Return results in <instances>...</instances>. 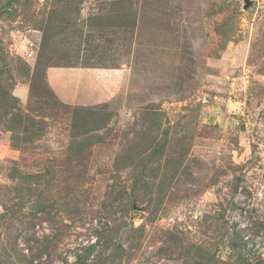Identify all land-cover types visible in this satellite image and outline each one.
Masks as SVG:
<instances>
[{
  "label": "rangeland",
  "instance_id": "rangeland-1",
  "mask_svg": "<svg viewBox=\"0 0 264 264\" xmlns=\"http://www.w3.org/2000/svg\"><path fill=\"white\" fill-rule=\"evenodd\" d=\"M101 254L264 264V0H0V264Z\"/></svg>",
  "mask_w": 264,
  "mask_h": 264
},
{
  "label": "trees",
  "instance_id": "trees-1",
  "mask_svg": "<svg viewBox=\"0 0 264 264\" xmlns=\"http://www.w3.org/2000/svg\"><path fill=\"white\" fill-rule=\"evenodd\" d=\"M110 243L109 240L105 241L104 244H108ZM247 243V242H246ZM236 244V243H235ZM238 244V243H237ZM245 244V243H244ZM116 245V251L114 252V254L111 256V257H116L117 260L119 259L120 257V254H119V250L121 252V250L123 249L122 246H118V244H115ZM37 256H33V258H36ZM108 259V257L106 258L105 255L101 254L100 257L98 258H95L93 261L89 262L88 261V257H79V261H78V264H105V261Z\"/></svg>",
  "mask_w": 264,
  "mask_h": 264
},
{
  "label": "water",
  "instance_id": "water-1",
  "mask_svg": "<svg viewBox=\"0 0 264 264\" xmlns=\"http://www.w3.org/2000/svg\"><path fill=\"white\" fill-rule=\"evenodd\" d=\"M250 4H251V0H245V9L248 8ZM134 206H135V203H134Z\"/></svg>",
  "mask_w": 264,
  "mask_h": 264
}]
</instances>
